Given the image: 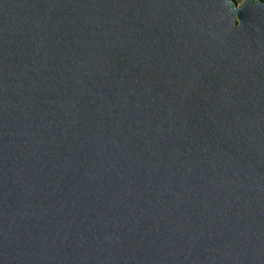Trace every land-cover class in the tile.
<instances>
[{"label":"water","instance_id":"95a60500","mask_svg":"<svg viewBox=\"0 0 264 264\" xmlns=\"http://www.w3.org/2000/svg\"><path fill=\"white\" fill-rule=\"evenodd\" d=\"M0 264H264V0H0Z\"/></svg>","mask_w":264,"mask_h":264},{"label":"trees","instance_id":"16d2710c","mask_svg":"<svg viewBox=\"0 0 264 264\" xmlns=\"http://www.w3.org/2000/svg\"><path fill=\"white\" fill-rule=\"evenodd\" d=\"M242 0H238V2H241Z\"/></svg>","mask_w":264,"mask_h":264}]
</instances>
